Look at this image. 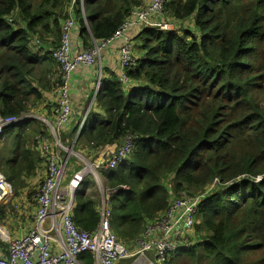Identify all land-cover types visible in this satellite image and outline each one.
Returning a JSON list of instances; mask_svg holds the SVG:
<instances>
[{
  "label": "trees",
  "instance_id": "1",
  "mask_svg": "<svg viewBox=\"0 0 264 264\" xmlns=\"http://www.w3.org/2000/svg\"><path fill=\"white\" fill-rule=\"evenodd\" d=\"M71 1L0 0V117L35 113L43 93L55 91L51 51ZM75 2L84 48L110 39L144 3ZM163 8L175 29L138 31V58L125 71L135 85L102 80L94 104L107 118L88 114L75 149L98 154L136 137L130 155L103 173L105 187L117 190L111 230L126 246L165 212L171 195L193 197L218 180L198 208V242L160 264H178L176 255L193 264H264V0H165ZM39 138L47 131L37 120L0 135V174L16 191L35 175ZM91 186L83 181L72 212L86 232L99 221L97 197L86 193ZM11 209L0 205V220ZM81 260L93 264L89 253Z\"/></svg>",
  "mask_w": 264,
  "mask_h": 264
},
{
  "label": "built area",
  "instance_id": "2",
  "mask_svg": "<svg viewBox=\"0 0 264 264\" xmlns=\"http://www.w3.org/2000/svg\"><path fill=\"white\" fill-rule=\"evenodd\" d=\"M75 3V0L71 1L68 19L62 25L59 45L51 51V58L59 69L58 86L52 92L55 95V104L51 108L52 119L31 113L22 114L19 118L0 117V135L3 129L29 120L40 121L47 131V138H39L36 146L42 164L45 165V172L33 197V225L25 235L3 241L6 249L0 246V264H84L81 260L84 253L91 255L93 264H160L169 255L188 250L193 245L184 239L196 230L199 205L218 180H214L215 183L206 192L193 197L171 195L165 212L149 222L140 239L128 247L111 230L112 196L117 190L105 187L103 173L115 169L130 155L136 137L128 135L120 144L103 147L91 162L85 151L75 150L76 140L85 125L89 110L83 120L78 122L67 144L62 142V129L72 117L69 81L76 68L90 67L99 62L105 47L120 40L118 64L121 73L118 81L125 87L129 82L126 81L125 71L136 64L133 53L135 44L127 32L132 29L140 31L142 28L170 31L175 29V25L163 19L165 0H148L133 9L112 38L101 42L92 41L87 48L81 44V49L74 50L71 32L79 30L72 10ZM81 13L82 21L87 26L83 8ZM100 91L98 84L94 89L91 106ZM70 159L79 165L72 173H69ZM84 180L92 183L86 193L98 195L96 210L99 221L95 229L89 232L76 227L72 219L74 196ZM120 189L128 190L125 186ZM10 194L11 184L0 174V205Z\"/></svg>",
  "mask_w": 264,
  "mask_h": 264
},
{
  "label": "crops",
  "instance_id": "3",
  "mask_svg": "<svg viewBox=\"0 0 264 264\" xmlns=\"http://www.w3.org/2000/svg\"><path fill=\"white\" fill-rule=\"evenodd\" d=\"M148 0H143L144 3H147ZM138 35V29H132L127 32V36L130 37L132 40ZM71 40L73 43V49L78 50L81 49V42L79 39V32L78 30H74L71 32ZM135 44V41H133ZM121 46L120 40L114 41L108 46L105 47L101 59L99 62H96L94 65L90 67H78L76 68L70 76L69 81V92H70V99H71V106H72V117L70 119L69 124L62 129L63 138L68 142V139H71L73 133L76 131V127L78 122L80 123L83 120L84 114L89 110V114L93 113L100 117V119L105 120L107 118L106 115L102 114L99 110L95 109V104L91 106L90 102L93 97L94 89L98 84L107 80H110L112 77L116 76L119 77L121 71L119 69L118 64V51ZM138 58V57H137ZM54 72H57V68L53 69ZM103 80V81H102ZM134 82L129 81L125 88L131 89L134 86ZM44 100L39 104L37 110V115L35 113L34 116L37 117H47L51 118L52 116V107L55 104V95L52 93H43ZM50 106V113L48 112L49 109L46 107ZM31 121V120H29ZM26 121L24 125L29 122ZM20 125H18L19 127ZM25 128V127H24ZM1 150V148H0ZM88 151V150H84ZM87 154V153H86ZM90 155V154H89ZM40 154L38 157L40 160ZM45 172V165L42 164V160L40 161L37 169L35 171V175L23 179V188L18 189L16 192H12L8 197H19V200L23 202L24 197H31V200L34 202V198L40 184L43 181V174ZM5 200V199H4ZM3 200V201H4ZM35 203V202H34ZM30 206L33 207V211L30 213L31 215L35 211V208L32 203ZM8 224L12 223L11 229H13V239L19 238L30 229L27 228L25 232H22L23 224L17 219L13 220V217H7ZM6 223V224H7ZM18 228V233H17ZM21 229V230H20ZM6 232L8 231L5 229ZM9 232V231H8Z\"/></svg>",
  "mask_w": 264,
  "mask_h": 264
},
{
  "label": "rangeland",
  "instance_id": "4",
  "mask_svg": "<svg viewBox=\"0 0 264 264\" xmlns=\"http://www.w3.org/2000/svg\"><path fill=\"white\" fill-rule=\"evenodd\" d=\"M61 29H62V27H61ZM38 106H37V108H38ZM46 108L49 109L48 112L50 113V106L49 107L47 106ZM54 108H55V106H54ZM32 115H34V114H32ZM35 115H37L36 112H35ZM68 140L70 141V139H68ZM62 142L64 144H67L66 140L63 137H62ZM85 155L91 162H93L95 160V158L97 157V154H93V153L90 155L85 153ZM78 167H79V165L77 164V162L74 159H70V172L69 173H72L73 169L78 168ZM12 192H16V189L14 187H12ZM95 195H97V194H95ZM30 203H32L34 208H35V203L31 200V197H24L23 202H21L19 200V197H8L5 200V202H3L1 204L2 207L9 206V205L12 207L11 210H7L6 215H8L7 217H13V220L17 219L18 221L21 222V224H23V226H22L23 229L22 230L20 229L22 232H25V230L27 228H29L33 225L32 218H31V216L33 214L32 215L30 214L33 211V207L30 206ZM7 222H9L7 220V218L4 219L3 221L0 220V246L4 247L5 249H6V244L3 241L13 239L12 235L14 232L10 226V225H12L13 222L10 224H8ZM111 222H112V219H111ZM5 229H7L9 232L7 231L4 235V234H2V232H5L4 231ZM17 233H18V228H17ZM189 235H191V234H189ZM191 236H186L184 240L189 242V243H193V245H194V243L196 244L198 242L199 237H198V234L195 233V231L193 232V234ZM172 255H174V254H172ZM181 256L182 255H178V256L176 255V256H172V257H174L177 260L178 264H193V259L191 257L186 256V257L182 258Z\"/></svg>",
  "mask_w": 264,
  "mask_h": 264
},
{
  "label": "bare ground",
  "instance_id": "5",
  "mask_svg": "<svg viewBox=\"0 0 264 264\" xmlns=\"http://www.w3.org/2000/svg\"><path fill=\"white\" fill-rule=\"evenodd\" d=\"M5 232H2V234H4L5 235V233H6V230H4Z\"/></svg>",
  "mask_w": 264,
  "mask_h": 264
}]
</instances>
